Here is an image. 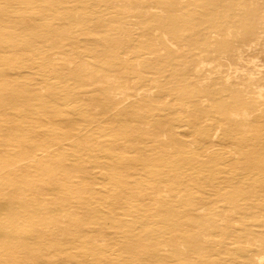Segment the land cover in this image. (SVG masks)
Listing matches in <instances>:
<instances>
[{
    "label": "rangeland",
    "instance_id": "obj_1",
    "mask_svg": "<svg viewBox=\"0 0 264 264\" xmlns=\"http://www.w3.org/2000/svg\"><path fill=\"white\" fill-rule=\"evenodd\" d=\"M256 1L264 3L0 0V141H43L28 153L0 146V204L21 208L9 216L15 234L2 238L0 264H99L119 256L128 264H264V117L231 127L218 105L193 102L208 95L199 81L229 83L231 74L239 81L262 71L253 76L250 107L264 114V90L255 87L264 53L254 49L223 73L213 59L225 49L216 42L242 38L245 11ZM225 22L228 30L215 29ZM193 64L202 68L199 79L183 76ZM209 88L216 97L219 88ZM65 99L113 110L133 100L152 117L131 125L152 135H130L97 112L91 122L115 129L109 139ZM41 109L51 116L41 120ZM189 112L200 129L190 126ZM53 124L68 137V153L47 142ZM67 176L72 198L58 199L50 184ZM71 223L74 242L59 233ZM79 231L87 234L78 239ZM94 245L100 250L91 254Z\"/></svg>",
    "mask_w": 264,
    "mask_h": 264
},
{
    "label": "bare ground",
    "instance_id": "obj_2",
    "mask_svg": "<svg viewBox=\"0 0 264 264\" xmlns=\"http://www.w3.org/2000/svg\"><path fill=\"white\" fill-rule=\"evenodd\" d=\"M228 10V8H225ZM264 3L261 4L258 1L254 2L252 5L249 6V8L246 9V14L245 18L243 21L244 24H246L247 29L243 31V36L239 40H222L219 42H216L218 45H224V53H220L218 56H216L213 59H216L218 62V70L223 73L225 70L223 68L227 67V70L230 72L232 67L235 66V64L241 62L245 56H250L251 52L254 51H261L264 53ZM216 26V25H215ZM232 26V25H231ZM218 27L221 28H230V23H223L220 26L215 27V29H218ZM204 45H216L213 44L212 42H204ZM121 47V46H120ZM250 48V49H247ZM218 71V72H219ZM202 68L198 65L193 64L191 67H189L187 70H184L183 76H193L196 79H199L202 74ZM262 71H255L251 74L244 75L242 80L236 81L238 79V76L232 75L231 78L232 80L229 83H225L223 81L217 80V83L215 81V84H211V80H204V81H199V84H197L201 88V92L208 93V95H205L204 97H197L195 101H193L198 108L200 109L201 106L205 103V101L209 100L213 105L219 107V113H222L225 119L231 121L232 126L231 127H237V126H244L246 124L252 123L253 121H257L261 118L264 117V114L261 113L260 109H255V106L250 107V104L252 103L250 101V97L253 95L254 91H251V86L254 83V77L257 74H260ZM51 79V77L49 78ZM228 80V79H227ZM213 82V81H212ZM261 82V83H260ZM125 84L124 81H118V84ZM214 83V82H213ZM258 86H255L256 88H262L264 90V78H261L260 81L257 82ZM256 83V84H257ZM260 84V85H259ZM211 85H214V87H218L219 91L216 90L217 96L215 97V92L214 90L216 88L210 89L209 87ZM206 91V92H205ZM227 92L229 94H232L233 96V102L231 104H225L224 103V97L222 92ZM193 91L192 90H186L184 91V96H190L192 95ZM197 93V92H196ZM56 97V95L54 96ZM65 105L67 108L69 107L71 109V113L75 115L76 117H80L83 119L85 124H91L93 125L92 131L95 129L96 131H100V127H103V132L106 137L109 139L116 138L117 134L115 133V129L113 127H108L104 126L103 122H100L99 120L91 122L92 116H94L95 113H101V115L106 116L107 120H113L116 119L117 123L119 125H122V128L124 132H130V135H138L140 137L145 136V135H152L148 133L147 131H136L139 127H135L132 124L133 121H142L144 119H150L152 116L147 115V113L144 112L143 105H139L138 103L134 102L133 100H130L127 102L125 107L121 108L119 107L118 109H112L111 106L107 107H102V108H96L94 107H88L82 104H77V102L69 99H65ZM10 103V102H8ZM22 103H24V106L27 110L32 109V104L29 102V100H24ZM11 106H15L16 103L12 102L10 103ZM74 104H76L74 106ZM112 104V103H110ZM124 106V105H123ZM42 108H44L42 106ZM246 108H253L251 109V112H247L245 109ZM44 109H41L40 111L37 110L36 112L38 113L37 116L39 118H44L46 120V116L50 117L51 115L46 111L44 114V117L41 115V112H43ZM186 118L189 120L190 126H192L194 129H200L199 124V118L196 113H191L186 115ZM110 124V123H109ZM50 129V138H48L47 142H52V145H56V151L60 153H68V137H63L60 138L59 134H57V126L54 124L51 125ZM229 130L228 131V136L230 137H235V131ZM160 131L159 127L154 128V131L151 132H158ZM30 135V134H29ZM259 139H255V141H258ZM139 142L140 140H136ZM11 142L13 146H10L12 149H21L22 153H28L30 152L29 148L31 144H40L42 143V139H31V140H15V141H0V146H7V143ZM130 142H135V141H130ZM27 143V146H25ZM36 143V144H35ZM78 142L77 144H79ZM116 144H111V149H117ZM42 146V145H40ZM26 147V148H25ZM45 153V152H43ZM259 155L262 157L264 156L263 151H259ZM44 156V155H43ZM38 157L42 158V155L40 154ZM68 168H70L69 163L67 164ZM113 170L117 171V168H114ZM43 172V171H42ZM114 172V171H112ZM48 174V173H46ZM109 175H107L108 177ZM52 188L55 190H58L57 193H55L56 197L58 199H71V181L70 177H64V179H53L52 183L50 184ZM65 186L64 189H62ZM260 189H263L264 191V186L262 185ZM21 210L20 206L17 204L13 203L12 201H7V202H1L0 204V214L2 211V217L0 219V222L2 220L7 218L6 225L4 228L0 225V243L2 242V238L9 237L12 238L14 237L15 234V226H12V220L9 218L10 215H17V213ZM162 230V229H161ZM161 230H157L155 234L160 235ZM59 233L71 236L70 242H74V228L73 224H69L65 226V228H61L59 230ZM86 232L83 233L82 231L78 232L76 237L78 239H82ZM161 236V235H160ZM67 240H63V243H66ZM52 244L56 245V241H52ZM89 244L92 245L91 242ZM24 247L23 245H21ZM136 248L143 250L144 248L142 246H137ZM100 249L97 248V246H91L88 251H90L91 254H96ZM109 250V248H107ZM108 254L111 256L112 252L108 251ZM116 258V257H115ZM112 259V258H105V261H98L97 263L99 264H128V261L125 257L119 256V259Z\"/></svg>",
    "mask_w": 264,
    "mask_h": 264
}]
</instances>
